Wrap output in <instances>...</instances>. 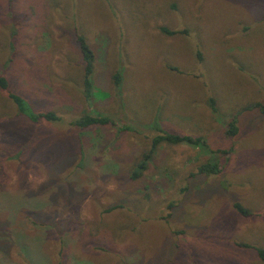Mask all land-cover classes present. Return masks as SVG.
<instances>
[{"label": "rangeland", "instance_id": "1", "mask_svg": "<svg viewBox=\"0 0 264 264\" xmlns=\"http://www.w3.org/2000/svg\"><path fill=\"white\" fill-rule=\"evenodd\" d=\"M0 76L60 118L0 89V264H264L237 246L264 248V0H0ZM94 112L112 124L70 125ZM158 127L213 153L163 143L132 180Z\"/></svg>", "mask_w": 264, "mask_h": 264}, {"label": "trees", "instance_id": "2", "mask_svg": "<svg viewBox=\"0 0 264 264\" xmlns=\"http://www.w3.org/2000/svg\"><path fill=\"white\" fill-rule=\"evenodd\" d=\"M162 31L166 32L167 34H175V32L168 31L166 29H162ZM77 44L78 48L82 57V61L84 63L83 67V86H84V96L87 101L91 99L92 91L94 89L93 82L91 81V77L93 75L94 70V62H95V54L91 50L90 46L86 42V39L80 35L77 37ZM113 83L116 85L120 82V76L118 73L115 72L113 79ZM0 89L3 91H6L8 94L9 100L15 105L17 109V114L22 115L26 117L31 123H39L40 121H47V122H58L60 118L51 111L48 112H41V113H34L31 111V109L28 107L26 101L19 95L11 93L8 89V82L7 79L4 76H0ZM264 91V90H263ZM264 94V92H263ZM104 96V95H102ZM210 108L213 109V111H217L215 107V101L213 99L209 100ZM251 108L258 110V112L264 116V96L263 101L254 103ZM237 116L234 115L232 120L228 123V129L225 132L226 135L233 137L238 133V127H237ZM109 124H112L110 121V118L105 116H100L94 112V115H83L80 118H78L75 121H71L70 125L76 128L79 131L87 130L94 126H107ZM159 134H157L151 141V147L148 150V153L144 156V160L136 166L134 169L132 175L130 178L132 180H137L140 177H142L143 173L147 169L146 161L148 158H150L151 154L155 151V149L160 146L161 144H168V145H188L190 147L194 148H201L205 152L213 153L207 144V141L202 137H193V136H181V135H175L169 132H165L161 128L156 129ZM218 153L227 154V151L219 150ZM216 152V153H217ZM224 170V165L217 160L208 159L206 162L201 163L194 174H191V177L194 175H207V176H215L220 175ZM233 208L236 211V213L243 217V218H249L254 216V213L250 210L244 208L239 203H234ZM239 248L243 249H249L253 250L258 258L264 262V248L253 246L250 244L240 243L237 244Z\"/></svg>", "mask_w": 264, "mask_h": 264}]
</instances>
